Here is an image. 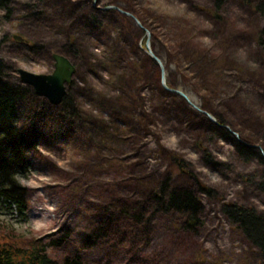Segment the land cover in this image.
Instances as JSON below:
<instances>
[{"label":"rangeland","instance_id":"374dc122","mask_svg":"<svg viewBox=\"0 0 264 264\" xmlns=\"http://www.w3.org/2000/svg\"><path fill=\"white\" fill-rule=\"evenodd\" d=\"M257 1L223 0L218 19L210 11L214 0H8V9L0 5V60L8 78L26 85L19 69L49 74L52 54H63L75 67L66 92L76 109L61 116L51 109L57 105L36 94L24 105L34 115L23 113L19 121L40 129L38 153L31 156L27 173L17 176L29 190L27 211L19 214L0 203V240L27 247L36 238L46 241L68 230L67 248L48 249L59 260L78 246L96 206L136 199V182L149 184L169 170L161 147L216 190L215 197L201 195L199 231L174 236L170 217L157 213L148 218V210L149 221L131 250L112 243L104 250L87 248L84 263L264 264L219 209L226 200L264 209L262 195L242 177L258 170V162L242 161L231 141L215 130L202 134L195 113L206 116L181 96L160 93L151 80L133 77L129 86L118 81L122 75L130 79L133 63L149 65L145 31L120 8L137 12L151 28L149 47L173 88L199 108L205 94L211 107L245 134L259 120L262 127L255 136L257 143L264 142V52L251 36L263 21L262 10L254 8ZM85 14L92 19L86 21ZM183 40L190 49L179 47L178 56L170 59ZM198 52L208 56L203 72ZM203 149L215 163L203 159ZM170 170L178 178L177 170Z\"/></svg>","mask_w":264,"mask_h":264},{"label":"trees","instance_id":"16d2710c","mask_svg":"<svg viewBox=\"0 0 264 264\" xmlns=\"http://www.w3.org/2000/svg\"><path fill=\"white\" fill-rule=\"evenodd\" d=\"M263 1L258 0L254 5L255 11L262 10L260 15L263 17V21L251 31V36L264 52ZM222 2L223 0H214L213 8L210 9L212 16L217 19L221 18L217 11L221 8ZM0 5L8 9V0H0ZM134 14L153 36L145 19L135 11ZM89 15H84L86 21L92 19ZM72 40L71 37L68 45H71ZM144 41L145 38L142 39L143 45ZM179 47L190 49L189 42L183 40L178 43V49L174 47L170 51L168 55L170 59L178 56ZM198 54L200 55L198 68L203 72V66L207 62L208 56L202 52H198ZM148 63L149 65L133 63L130 79L128 80L122 75L118 79L119 83L129 86L131 79L138 77L145 81L151 80L156 84L160 93L173 95L162 87L160 68L157 62L148 56ZM5 68V64L0 60V203L6 208L14 207L19 214H24L28 209L29 190L20 183L17 176L25 174L29 170L31 156H36L38 153L37 147L41 132L38 127L27 123L21 124L19 121L23 113L34 115L33 108L24 107L29 101V97L35 94L33 89L28 85L18 83L17 80L8 78ZM165 81L169 87L173 86L168 80ZM70 83L66 85L68 89L71 87ZM196 88L199 91L201 84H196ZM203 97L200 107L212 114L218 123L228 125L237 132L239 139L224 127L195 113L203 124L202 134L215 130L220 137L231 141L236 155L242 161L256 160L258 162V170L244 173L242 177L244 182L262 195L264 204V142L257 143L258 137L255 136V131L262 127V122L260 123L258 120L253 123L252 131L245 134L244 130L237 128L236 124L213 109L205 94ZM44 103L46 102L44 101ZM182 103L186 112L191 113L184 99ZM57 106L56 108L49 107L61 116L67 112L69 114L76 112L73 99L67 92ZM139 120L142 123L143 119ZM159 152L169 162V170L160 179L149 184L136 182L134 188L139 195L136 199L116 198L108 204L96 206L91 214L87 231L81 236L78 246L68 250L59 260L50 257L48 249L67 248L71 239V233L68 230L56 237L48 236L46 241L36 238L27 247L13 241L0 240V264H85L84 249L102 246L104 250L109 246V243L122 247V249L131 250V247L140 239V235L149 221L145 217L148 210L151 211L148 218H152L157 213L168 215L176 231L174 236L186 238L197 233L203 224L204 205L201 195L212 198L216 196V190L202 183L192 171L186 168L184 160L175 153L165 151L161 147ZM203 159L215 163L206 149H203ZM171 168L177 170L178 178L173 179ZM219 209L231 228L247 242L254 255L264 260V209L261 210L235 200L222 201ZM148 258L149 261L154 260L152 255Z\"/></svg>","mask_w":264,"mask_h":264},{"label":"water","instance_id":"95a60500","mask_svg":"<svg viewBox=\"0 0 264 264\" xmlns=\"http://www.w3.org/2000/svg\"><path fill=\"white\" fill-rule=\"evenodd\" d=\"M117 9L123 14L133 18L135 23L145 31L146 38L144 44L146 47V51L149 56L153 58L159 65L161 75L160 81L162 87L165 90L175 93L184 98L192 107L205 115L206 118H208L211 122L224 127L229 132L235 134V137L238 139V134L234 133V131L228 125L218 123L212 114L204 109L199 108L193 102H191L183 91L166 85L162 62L149 47L150 31L142 25L140 20L134 14L120 8ZM14 38H17L19 40L22 39L17 35H15ZM52 57L54 59V69L49 74H37L24 69H19L18 72L20 80L26 85L30 86L37 96L45 97L50 104L56 106L61 103L64 97V94L66 92V85L72 81V75L74 73L75 67L72 62L63 54L53 53Z\"/></svg>","mask_w":264,"mask_h":264},{"label":"bare ground","instance_id":"6f19581e","mask_svg":"<svg viewBox=\"0 0 264 264\" xmlns=\"http://www.w3.org/2000/svg\"><path fill=\"white\" fill-rule=\"evenodd\" d=\"M190 99V98H189ZM190 101H192L193 103H195L192 99H190Z\"/></svg>","mask_w":264,"mask_h":264}]
</instances>
